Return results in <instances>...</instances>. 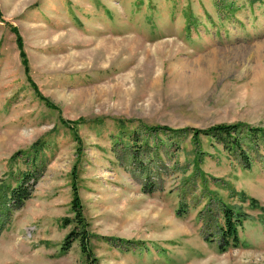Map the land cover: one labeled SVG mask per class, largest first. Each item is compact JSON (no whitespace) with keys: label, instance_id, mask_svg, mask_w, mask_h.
Wrapping results in <instances>:
<instances>
[{"label":"rangeland","instance_id":"obj_1","mask_svg":"<svg viewBox=\"0 0 264 264\" xmlns=\"http://www.w3.org/2000/svg\"><path fill=\"white\" fill-rule=\"evenodd\" d=\"M263 134L264 0H0V264H264Z\"/></svg>","mask_w":264,"mask_h":264},{"label":"trees","instance_id":"obj_2","mask_svg":"<svg viewBox=\"0 0 264 264\" xmlns=\"http://www.w3.org/2000/svg\"><path fill=\"white\" fill-rule=\"evenodd\" d=\"M211 130L210 131L212 133L210 134V137L212 139H215V141L221 143L223 147L226 149H229V150L231 149L229 145L237 149L238 155L241 161L243 162V164L246 167L250 165L249 155L243 149L239 136L233 135L236 133V124H216L215 126L211 128ZM210 131L209 132L206 131L204 133H210ZM258 131H262V129L254 130L251 128L249 129L245 137L247 138L249 137L248 140L250 142L252 140L256 141L255 138L258 137L257 134L261 133ZM255 143L251 142V145L253 146ZM27 179H29L28 176L26 175L22 176L21 182L17 184L16 186L12 187L9 191V197L11 201L14 202L16 205L22 203L24 199L29 197L28 190L25 188L23 184V181H26ZM252 201L253 203H255L254 200ZM71 206H72L73 213H74V220L76 224L81 227L82 231L79 232V234H75L74 231L70 232V234L67 236L64 242V244L66 243V245L62 246V248L67 249L70 246L69 240L71 238V235H73L74 237L72 239L76 237L79 239V242H80L79 245L81 247V252L85 255L86 258H89L90 257L89 256L90 247L87 242L88 238L85 232H83L86 226V222L84 221V218H83L82 207L78 199L74 184H73V196L71 200ZM246 217H247V214L245 212L234 210L229 206L223 205V208H222L223 224L217 226L218 234H219L218 245L221 250H225L228 246H237L238 244H240L237 230H238V227L241 226L242 222L246 219ZM0 230H1V227H0Z\"/></svg>","mask_w":264,"mask_h":264}]
</instances>
